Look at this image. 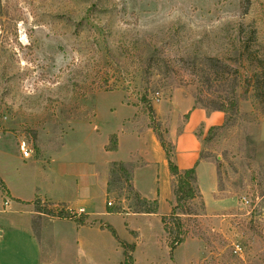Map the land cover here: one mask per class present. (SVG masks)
<instances>
[{
    "label": "rangeland",
    "instance_id": "obj_1",
    "mask_svg": "<svg viewBox=\"0 0 264 264\" xmlns=\"http://www.w3.org/2000/svg\"><path fill=\"white\" fill-rule=\"evenodd\" d=\"M263 74L264 0H0V264L31 263L8 253L16 209L8 188L36 199L38 188L74 180L80 143L96 146L100 133L126 123L122 101L170 149L187 99L208 110L237 103L226 125L202 140L220 202L212 195L207 210L203 199L182 208L180 238L190 243L172 254L177 235L166 234L163 245L153 221L135 264H264ZM118 178L107 204L135 212ZM108 223L126 228L119 216ZM133 225L143 232L142 221Z\"/></svg>",
    "mask_w": 264,
    "mask_h": 264
},
{
    "label": "crops",
    "instance_id": "obj_2",
    "mask_svg": "<svg viewBox=\"0 0 264 264\" xmlns=\"http://www.w3.org/2000/svg\"><path fill=\"white\" fill-rule=\"evenodd\" d=\"M121 105L127 109L128 115L124 119L126 123H122L119 129L105 134L102 138L100 133V143L96 146H93L88 139L80 143L82 146L77 157L80 160L74 164L75 172L71 176L74 180L56 181L45 189H37L40 193L37 197L42 207L45 206L55 214L57 212L54 209L57 207L64 208L65 212L74 211L72 218H57L38 212L35 199L17 195L7 189L11 202L16 204V209L10 212L8 226V237L12 240L8 253L15 262L122 264L124 250L120 242L135 245L133 257L135 262H139L140 242H146L150 238L148 234L153 221H160L161 229L158 228L156 232L160 231L163 245H168L162 217L171 213L175 204V195L174 178L169 170L166 152L152 127L149 126V120L142 123L139 121L140 117H135V108L125 101H122ZM181 105L183 109L176 117L180 122L184 116L187 119L182 129L174 136L170 132V139L174 145L173 160L181 171L195 168L197 187L207 210L210 203L208 197L214 195L212 197L214 202L218 204L220 201L217 200V168L213 162L201 159L202 140L212 128L222 127L226 116L219 111L195 107L189 99ZM199 129L203 131L202 138L197 135ZM114 135L118 145L115 150L109 151L107 146ZM113 163L132 167V184L135 191L141 198L158 201L157 214L135 213L126 206L121 212H109L108 183ZM65 173L69 175V172ZM207 187L208 190L205 189ZM9 202L7 206H10ZM81 209L84 213L79 214ZM113 216L125 220L124 231L114 229L119 240L105 228L109 225L108 220ZM137 221L144 223L145 227H141L143 232L139 230L140 227L133 225V222ZM3 236L4 233L0 232V241ZM187 243H190L189 240L184 241L180 247Z\"/></svg>",
    "mask_w": 264,
    "mask_h": 264
},
{
    "label": "trees",
    "instance_id": "obj_3",
    "mask_svg": "<svg viewBox=\"0 0 264 264\" xmlns=\"http://www.w3.org/2000/svg\"><path fill=\"white\" fill-rule=\"evenodd\" d=\"M264 75V74H263ZM264 81V76H263ZM263 84V82H262ZM264 85V84H263ZM262 91V90H261ZM264 92V91H263ZM237 107V103L232 101L228 106H219L214 109V111H219L224 113L225 115H228L230 112L235 111ZM155 118L151 117V123H156ZM226 125V124H225ZM225 125L219 128H223ZM152 129L155 131L163 149L166 152L167 160L169 164V170L174 178V185H173V192L175 195V204L172 208L171 213L168 216L162 217V222L164 225L165 232L169 235L174 237V235H177V237H174V239H171L169 242V248L171 254L185 241L184 238H180L182 235V215L185 214L182 211V208L192 202H194L197 199H202V195L199 192V189L197 187V176H196V170L195 168L181 171L179 167L175 164L173 160V154H174V146H171L169 149L167 146V141L165 138L159 133L157 127H153ZM216 128H212L209 131V134L215 130ZM117 138L116 136H112L110 139V143L107 146V150L113 151L117 148ZM201 159L204 160L202 154ZM132 167L126 164L122 163H113L111 168V174L109 179V193H110V187L111 182L113 180L116 181V179H119L118 177H124L126 181V185L128 188V191L130 194H132L135 204L134 207L136 208L135 213H143V214H157L159 211V203L157 200L150 201L148 199L141 198V196L135 191L133 184H132ZM35 202L37 204L36 210L38 212L48 214L57 218H72L75 212H68V211H61L58 213H54L52 210H48L45 206H41V203L38 199V197L35 199ZM122 208L120 206L114 208L112 206L109 207V212L111 213H118L121 212ZM168 220H170L173 224L172 229L168 226ZM108 230L112 233V235L119 240V237L111 226L107 227ZM123 250H124V262L122 264H135V259L133 257V253L135 250V245L133 244H125L123 242H120Z\"/></svg>",
    "mask_w": 264,
    "mask_h": 264
},
{
    "label": "built area",
    "instance_id": "obj_4",
    "mask_svg": "<svg viewBox=\"0 0 264 264\" xmlns=\"http://www.w3.org/2000/svg\"><path fill=\"white\" fill-rule=\"evenodd\" d=\"M20 151L22 152V154H23V156L25 157V158H30L31 157V154H32V150L31 149H29L28 147H27V144H26V142H21L20 143ZM244 200V205H248V201H247V199L246 198H244L243 199ZM7 204H8V201L7 202H5V205L7 206ZM108 206L110 207V206H113V203L111 202V201H109L108 202ZM57 213L58 212H60V211H65V209L64 208H61V207H57V208H55L54 209ZM66 211H68V210H66ZM69 212H74V211H69ZM82 213H84V210L83 209H81L80 211H79V214H82ZM71 218V217H70ZM236 250H237V247H236ZM235 250V252H237Z\"/></svg>",
    "mask_w": 264,
    "mask_h": 264
}]
</instances>
